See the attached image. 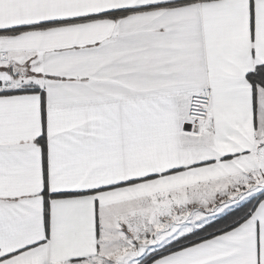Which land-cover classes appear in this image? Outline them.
<instances>
[{"label":"snow or ice","instance_id":"1","mask_svg":"<svg viewBox=\"0 0 264 264\" xmlns=\"http://www.w3.org/2000/svg\"><path fill=\"white\" fill-rule=\"evenodd\" d=\"M0 264H264V0H0Z\"/></svg>","mask_w":264,"mask_h":264}]
</instances>
